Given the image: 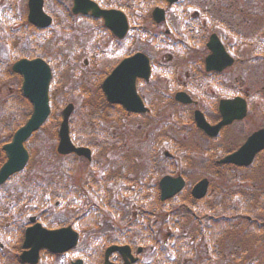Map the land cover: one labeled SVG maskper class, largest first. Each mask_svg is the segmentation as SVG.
<instances>
[{
	"label": "flooded vegetation",
	"instance_id": "flooded-vegetation-1",
	"mask_svg": "<svg viewBox=\"0 0 264 264\" xmlns=\"http://www.w3.org/2000/svg\"><path fill=\"white\" fill-rule=\"evenodd\" d=\"M218 3V0H44L43 11L50 18V24L45 27H34L30 26L29 22V0H0V18L8 21L7 23H21L20 26H27L26 29H33L43 34L52 31L56 23L62 22L71 44H79L82 47V56L88 53L92 57L99 58L102 66L96 68L97 76L94 77V84L90 83L91 73L86 71L89 63L85 58L82 69L78 72L79 75L72 72L77 79L74 81L77 83L76 89L79 91V88H89V93H86V90L83 93L79 92L83 98L89 94L91 96L93 92L100 93L104 106H109L108 116L117 117L120 120L119 124L122 120L129 122L128 128L134 130L132 142L136 141L135 132L141 126L135 127L134 123L138 120L149 123L146 138L155 133L163 136L153 147L154 151L159 153V164L156 165L153 159H150L146 173H149L147 175L149 178L152 175L159 176L150 185V189L148 188L150 195L151 190L155 189L154 195L159 201L161 197L158 182L161 177H180L184 180L183 189L162 202L167 204L176 200L188 186L189 176L180 172L181 159L173 155L181 152L182 144H178L180 141L194 143V146H199L200 141L206 142L205 146H211L213 151L222 152L223 155L214 161L215 169L219 172L224 165L218 164L217 161L237 150L245 139L258 130L249 133L248 129L251 97H249V87L244 80H231L227 77V73L233 67L245 61L236 56L238 44L229 42L232 40L231 34L239 36V31L226 22H216V16L228 9L218 8ZM101 12L107 13L101 16ZM18 31H21V27L11 36L18 37ZM224 31L230 36L226 35L224 38ZM17 41L21 42V39L12 38V42ZM138 41H141L145 48L138 49L136 47ZM216 43L223 54L218 52ZM24 47L26 49L19 50L26 53H19L20 56L16 60L13 58L11 62L43 57L42 59L50 66V88H52L57 74L52 62L54 59L48 60L45 54H41L40 47L36 43L29 45L28 48L25 45ZM228 56L234 60L230 67L226 66L229 62ZM10 63L3 65L2 76L18 78L21 87L22 77L11 72V67H8ZM2 64L3 62H0V65ZM112 73L113 84L103 89L104 82ZM13 91L14 89L9 90L10 93ZM106 95L112 98L114 103L108 102ZM236 98L241 100L235 106H231V109L223 107L221 111L220 104ZM51 99H54L53 94ZM243 101L246 102L247 113L238 120L237 115L242 109ZM223 115L226 118L232 116V121L215 129L223 120ZM198 120L214 128L208 129L209 133H207L198 127ZM232 130L239 138H245L235 149L230 147L232 144L229 132ZM166 136L171 139L168 140ZM81 147L89 148L91 155L89 154L88 160L77 158L92 164L93 146ZM99 148L96 147L95 150L98 151ZM74 156V154L69 155V157ZM98 157L100 158L99 154ZM105 157L101 174L104 179L110 181L115 166ZM193 164L191 163L190 166ZM138 165L139 167H133L136 170L143 168V162L139 161ZM134 168L133 171L137 175ZM12 178L13 176L0 184V187ZM120 179L124 181L126 178L120 177ZM208 180L211 184L209 178ZM196 183L189 190L192 200H197L191 194ZM78 196L80 197V194ZM146 196L145 194L144 198ZM73 197H76V193L72 192L70 186H64V189L53 188L46 197L37 193L33 195L32 200L27 201L25 208H16V219L8 222V226H2L5 229L0 226V233L5 230L11 239L10 244L0 243V264H54L57 259L60 264L61 261L62 264H106V260L111 264H156L160 261L156 256L161 255V252L154 251L152 245L158 244V237L162 234H164L163 245L169 239L171 241V246L164 248L170 247L177 255L180 250L187 248V253L191 254L179 260L178 264H210L208 256L216 247V241L212 240V226L194 225L193 234L183 230L182 235L175 239L171 229H175L176 226L173 224L168 226V224L169 217L180 215L182 211L179 208L166 209L159 213H154L151 209L139 210L141 219H138L140 217L137 211L133 210L129 231L123 232L122 236L119 235V239L96 243L80 241L85 248L94 244L99 248L98 252H95L96 257H84V261L78 259L81 262H73V250L55 254L40 249L37 251V257L25 254L29 252L24 249L27 229L36 225L48 231L72 228L75 222L81 221L84 214L75 215L74 218L72 213ZM62 204L65 209H61ZM197 211L187 210L193 221H201L198 215L202 210L197 209ZM158 217H161L160 222H157ZM137 220L143 222H135ZM156 223L159 225L157 226ZM132 235L135 238L131 241L129 239H132ZM148 244H151V247H148ZM110 246H126L130 250V255L127 253L126 256H122L114 252L106 259L105 250Z\"/></svg>",
	"mask_w": 264,
	"mask_h": 264
},
{
	"label": "rangeland",
	"instance_id": "rangeland-1",
	"mask_svg": "<svg viewBox=\"0 0 264 264\" xmlns=\"http://www.w3.org/2000/svg\"><path fill=\"white\" fill-rule=\"evenodd\" d=\"M218 2V8L227 7L228 9L216 16V22H226L239 31V36L235 34L230 36L226 31L223 32L224 38L228 35L232 38L229 42L238 44L239 56L245 61L242 66L238 64L233 67L227 73V77L231 80H244L249 87L251 109L248 129L250 133L255 129L264 127V0H218ZM7 22L0 18V33L2 36L0 40V62H3L0 66V74H2L3 65L10 63L19 53V49H26L24 45L28 48L29 45L35 43L39 45L41 54H45L48 60H51L50 58L54 59L52 62L57 74L51 89L54 96L51 119L28 140L26 145L31 154L28 166L23 172L0 187L1 227L8 226V222L16 219V208H25L27 201L33 198L32 195L37 192V189H45L48 186L64 189V186H70L72 192L76 193V197L79 198L73 204L72 213L77 208H97V203H99L98 194L103 192L105 196L101 197L100 202H104L105 209L104 212L99 213L100 217L98 219L101 216L108 217L112 227L116 224L127 226L131 221L133 210L137 211L138 217H140L141 211L139 210L145 208L151 209L154 213L179 208L182 211L180 215L171 218L173 225L176 226L175 229H171L172 236L177 239L178 236L182 235L183 230L193 234L194 225L203 226L208 224L206 220L195 223L188 214V209L191 212L197 211V209L202 210L198 216H202L204 219L208 216L213 218H216V216L219 218L221 215L225 216L227 218L225 222L228 226L224 225V228L221 229L223 232L216 233L212 231L214 240H217V242L215 243L214 252L208 256L210 264H264V154L260 157L257 165L246 169L247 173L245 174H241V171L236 173V170L230 167L218 172L214 167V161L223 155L222 152L213 151L211 146H205L206 142L200 141L199 146H194V143L180 141L178 144H182L180 145L181 152L173 154L181 159L180 172L189 176L188 186L176 200L167 204H160L158 198L154 195L155 189L151 190V195L149 193L150 185L159 176L147 177L149 173H146V166H149L150 163L145 166L144 159L146 158V161L153 159L156 165L159 164L158 154H155V151L147 145H153L156 141H160L163 136L155 133L154 137L152 134L146 138L147 124L149 126V123L138 120L134 123L135 127L141 125L140 129L135 132V139L138 143L136 141L132 142L134 130L128 128L129 122L122 120L119 124L120 120L117 117H109L108 111L103 107L100 93L93 92L94 94L92 93L91 96L89 94L83 98L80 93H83L84 90L89 93V88H79V91L76 89L77 83L74 81L77 79L72 72L78 74L82 69V62L85 58L89 63V68L86 71L91 73L90 83L94 84V77L97 76L96 68L102 66L99 58L92 57L88 53H84L82 56V47L79 44H71L62 22L60 24L56 23L52 31L44 34L33 29H26L24 26L19 25L21 23ZM19 27H21V31H18V37H12V32H17ZM12 38L15 40L21 39V42H12ZM136 47L140 50L145 48L141 41L137 42ZM85 48L89 50L86 45ZM18 87V78L7 77L2 80L0 78V124L5 123L9 125V128L12 127L15 118V108L13 107L15 102H10L12 106L7 105V102L9 96L17 92ZM71 87H73V90H71ZM10 89H14V91L10 93ZM71 100L76 104L78 110L74 118H76L75 134L79 137V141L93 147H100L98 149L100 158L95 159L94 156L95 162L89 165H86L81 159L73 157L64 159L55 156L61 110ZM97 119H99L98 122H96ZM101 130L106 132L109 141L106 140L105 142L104 137L101 139V136H99ZM229 135L232 149L239 146L245 139L244 137L239 138L233 130L229 132ZM166 137L168 140L171 139L168 136ZM102 144L110 146L109 148L105 147L107 150L106 156L110 158L115 166L112 175L115 182L121 185L118 183L119 178L117 175L126 178L124 181L121 180L123 185L117 191L118 185L111 186L108 184L109 180L104 179L101 174L105 156L103 151L105 148L101 147ZM130 148L135 149L136 152L134 153ZM120 155L125 156V162L129 161L127 165L124 164L122 157L119 158ZM133 155L134 157L136 155L137 162L141 158V162H143L142 169L136 170L133 167H139L136 166L137 162L132 161L131 156ZM3 161L4 159L0 163ZM191 163L194 164L190 166ZM124 166L125 169H123ZM133 168L137 171V175H135ZM92 173L94 174L92 175ZM203 177L210 179L211 194L207 197V200L198 204L190 198L189 190L195 182ZM149 181L152 182L149 184ZM231 182H233V185ZM239 182H244L247 186L243 189H236ZM112 189L114 190L113 194ZM131 189H133L132 192ZM231 189L234 191L230 193ZM220 192H223V195ZM87 193L88 195H86ZM249 193L250 196L255 195L249 197L251 203L248 204L253 212V217H249L255 219V221H249L250 224H246L244 222L246 216L243 215V217L238 218L240 224H237V220L236 223H231L234 219L228 218L237 216L233 210L234 205L242 198L241 195L249 196ZM78 194H80V197ZM145 194L147 195L146 198H144ZM257 200L260 201L259 205L252 203V201ZM211 208L212 210H210ZM61 209H65L64 204H62ZM197 212L199 213V211ZM157 219V222L161 221V217ZM156 225L159 224L156 223ZM173 225L168 224V226ZM85 227L89 230L92 229L89 225ZM102 228L104 234L113 237V229L109 232L106 226H102ZM5 233V230L0 233V243L10 244L11 239ZM88 234L89 237L86 234L85 241L97 240L96 233L89 232ZM162 235L158 237V244L156 246L155 244L152 245L154 251L160 250L161 252L160 261L156 264H173L174 260H176L174 264H178L179 260L181 261L191 255L187 253V248L180 250L179 257L173 253L170 247L164 248V246H171V241L169 239L163 245L164 234ZM148 245V247H151V244ZM201 251H204V249H201ZM88 253H92V248H85L81 245L78 250L72 253L73 260L78 255ZM53 263L60 264V261L57 259ZM62 263L63 261H61Z\"/></svg>",
	"mask_w": 264,
	"mask_h": 264
},
{
	"label": "water",
	"instance_id": "water-1",
	"mask_svg": "<svg viewBox=\"0 0 264 264\" xmlns=\"http://www.w3.org/2000/svg\"><path fill=\"white\" fill-rule=\"evenodd\" d=\"M29 9L30 23L38 27L49 25L50 19L42 13V0H29ZM12 70L23 76V94L32 104L33 110L29 120L15 132L12 141L2 147L7 161L0 168V183L25 167L28 161V154L23 147V143L42 126L50 113L48 105L50 70L47 65L39 59L32 61L21 60L13 65ZM113 77L114 74L107 80L104 88L112 84ZM108 98L112 102L109 96ZM72 110L73 106L68 105L62 112V122L59 130L60 141L57 150L60 154L73 152L77 155L87 156L88 151L86 149L75 148L70 142L68 119ZM262 149H264V130L254 133L237 152L224 158L221 163L247 166ZM182 186L183 183L180 179L163 178L160 181L162 200L178 192ZM206 188L207 181L202 180L193 188L192 195L198 199L202 198L206 193ZM76 241L77 235L69 229L47 232L35 226L26 231L24 247H31V252L27 254H32V256L36 257L40 248H47L53 252H62L73 247ZM116 250L126 254L124 249L112 247L107 250L106 255Z\"/></svg>",
	"mask_w": 264,
	"mask_h": 264
},
{
	"label": "trees",
	"instance_id": "trees-1",
	"mask_svg": "<svg viewBox=\"0 0 264 264\" xmlns=\"http://www.w3.org/2000/svg\"><path fill=\"white\" fill-rule=\"evenodd\" d=\"M16 106L17 107H19V109L21 110L20 111V115H21V118H17V119H15L14 120V122H15V124L17 125V127L18 126H20L24 121H25V119L27 118V116H28V114H29V112H30V108H29V106H28V104L26 103V102H24V100L23 99H21V101L20 102H18L17 104H16ZM237 186H239L240 188H244L245 186H247L246 184H241L240 182L239 183H237ZM252 187H254V185H252ZM239 188V189H240ZM255 188V187H254ZM242 196V198L240 199V200H238L237 202H236V204L234 205V207H233V210H234V213L237 215V216H234V217H231V219H234V221H231V223H236V220H237V224H240V223H238V218H240L241 216L243 217V215H245L246 216V221H244L246 224H250L249 223V221H255V219H251V218H249V216H252L253 217V212H252V208L251 207H249L248 206V204H250L251 203V200H250V198L249 197H254L255 195H252V196H250V193H249V196H243V195H241ZM252 203H254V204H260V201L259 200H257V201H252ZM232 210V211H233ZM222 218H224V217H222ZM225 220H221V221H219L220 219H218V220H215V221H213L212 222V224L211 225H213L214 226V228H213V231H214V229L215 230H217V231H215L216 233H221V232H223L221 229H223L224 228V225L225 226H228V224L225 222L226 220H227V218H224ZM229 219V218H228ZM221 227V228H220ZM220 228V230H218Z\"/></svg>",
	"mask_w": 264,
	"mask_h": 264
}]
</instances>
